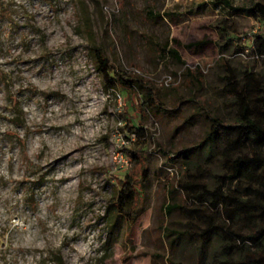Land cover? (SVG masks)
I'll use <instances>...</instances> for the list:
<instances>
[{"label": "rangeland", "instance_id": "obj_1", "mask_svg": "<svg viewBox=\"0 0 264 264\" xmlns=\"http://www.w3.org/2000/svg\"><path fill=\"white\" fill-rule=\"evenodd\" d=\"M148 7L160 16L148 18ZM223 21L236 30L228 42L215 27ZM260 26L212 0H0V264H53V254L60 264H204L192 245L172 242L184 221L165 214L166 186L181 177L185 155L201 161L205 110L229 109L220 56L231 66L250 62ZM172 38L184 65L153 46ZM89 39L117 69L169 94L139 137L146 209L131 226L110 214V232L103 216L130 164L123 148H136L126 124L139 128V113L94 67ZM199 40L203 46L186 47Z\"/></svg>", "mask_w": 264, "mask_h": 264}, {"label": "trees", "instance_id": "obj_2", "mask_svg": "<svg viewBox=\"0 0 264 264\" xmlns=\"http://www.w3.org/2000/svg\"><path fill=\"white\" fill-rule=\"evenodd\" d=\"M212 1L250 15L261 26L252 34L254 56L250 62L231 66L220 56V93L228 98L229 109L224 112L212 104L205 110V128L197 142L201 161L184 156L181 177L170 188L166 186L168 201L164 212L176 211L181 216L183 228L172 230L176 233L172 242H181L183 247L192 245L201 263L264 264V0H243L235 6L231 0ZM146 15L150 19L160 16L149 7ZM215 27L225 42L236 33L232 23L223 21ZM89 40L87 49L94 67L103 74L110 89H122L128 94L139 113V128L131 122L126 124L135 134L136 148H123L130 164L118 177L117 189L107 200L103 216L110 232L115 225V221L110 223V214L123 217L131 226L146 209L144 201L150 187L148 159L139 137L143 136L149 113L159 114L166 109L169 94L135 71L117 69L104 48ZM178 45L175 38L153 41L161 59L184 65ZM201 46L203 40L186 44L187 48ZM185 71L189 68L185 67ZM202 107L198 103L193 114ZM50 259L53 264L61 262L59 254Z\"/></svg>", "mask_w": 264, "mask_h": 264}, {"label": "built area", "instance_id": "obj_3", "mask_svg": "<svg viewBox=\"0 0 264 264\" xmlns=\"http://www.w3.org/2000/svg\"><path fill=\"white\" fill-rule=\"evenodd\" d=\"M114 159L116 160V162L120 163L121 166L123 164H126V160L123 158L122 154H120L119 152H117L114 155Z\"/></svg>", "mask_w": 264, "mask_h": 264}]
</instances>
